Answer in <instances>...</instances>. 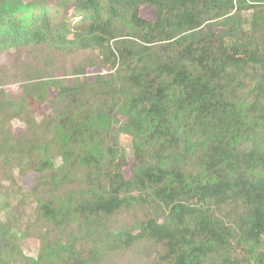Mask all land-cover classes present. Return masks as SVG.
Listing matches in <instances>:
<instances>
[{
	"label": "trees",
	"instance_id": "1",
	"mask_svg": "<svg viewBox=\"0 0 264 264\" xmlns=\"http://www.w3.org/2000/svg\"><path fill=\"white\" fill-rule=\"evenodd\" d=\"M2 55L0 193L42 245L0 219V264H264V0H0Z\"/></svg>",
	"mask_w": 264,
	"mask_h": 264
},
{
	"label": "rangeland",
	"instance_id": "2",
	"mask_svg": "<svg viewBox=\"0 0 264 264\" xmlns=\"http://www.w3.org/2000/svg\"><path fill=\"white\" fill-rule=\"evenodd\" d=\"M142 16L151 19L154 16L153 10L144 8L142 10ZM82 59V58H81ZM14 59L2 55L0 57V64L5 65L10 73H13L12 63ZM67 64H70L69 62ZM109 71L107 69L97 70L89 69L87 77L92 79L95 75H100L103 71ZM113 72V70H111ZM111 72V73H112ZM69 80L72 78L69 77ZM19 84H10L7 89H11L15 98L20 95ZM24 128L21 125H15L14 134L20 136L24 132ZM122 148L127 153L129 166L125 169V175L129 179L132 177V167L134 163L133 156V141L131 138L122 137ZM37 178L36 173H25L21 178V185L23 187L22 192H28L32 189ZM10 190V191H9ZM18 192V191H17ZM19 193L16 190L8 187H2L0 193V219L11 221L19 231V235L22 239V248L26 256L34 258L38 255V251L41 248L42 242L33 233L26 234V228L28 224L31 227H38L37 216H36V204L33 203V199L25 197L22 203L19 202ZM8 208V209H7ZM141 217V214H127L121 216L118 220L114 221L111 225L113 229L124 228L126 226L133 225L137 219ZM26 234V235H25ZM154 252L148 245H141L136 247L134 250L122 253H109L106 254L100 264H153Z\"/></svg>",
	"mask_w": 264,
	"mask_h": 264
},
{
	"label": "built area",
	"instance_id": "3",
	"mask_svg": "<svg viewBox=\"0 0 264 264\" xmlns=\"http://www.w3.org/2000/svg\"><path fill=\"white\" fill-rule=\"evenodd\" d=\"M111 72H112L111 70H109V71H106V70H105V71H103L101 74H102V75H108V74H110Z\"/></svg>",
	"mask_w": 264,
	"mask_h": 264
}]
</instances>
